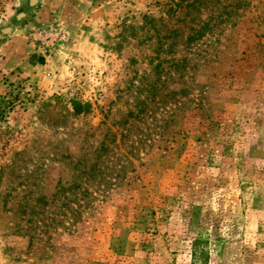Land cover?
Returning <instances> with one entry per match:
<instances>
[{"label":"rangeland","instance_id":"374dc122","mask_svg":"<svg viewBox=\"0 0 264 264\" xmlns=\"http://www.w3.org/2000/svg\"><path fill=\"white\" fill-rule=\"evenodd\" d=\"M0 264H264V0H0Z\"/></svg>","mask_w":264,"mask_h":264},{"label":"trees","instance_id":"16d2710c","mask_svg":"<svg viewBox=\"0 0 264 264\" xmlns=\"http://www.w3.org/2000/svg\"><path fill=\"white\" fill-rule=\"evenodd\" d=\"M40 63H44V60H43V59H41V60H40Z\"/></svg>","mask_w":264,"mask_h":264}]
</instances>
